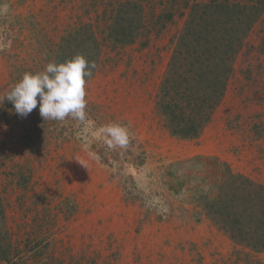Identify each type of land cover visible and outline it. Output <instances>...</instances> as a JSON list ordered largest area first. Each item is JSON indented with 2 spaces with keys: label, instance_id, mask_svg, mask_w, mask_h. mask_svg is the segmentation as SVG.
Wrapping results in <instances>:
<instances>
[{
  "label": "rangeland",
  "instance_id": "obj_1",
  "mask_svg": "<svg viewBox=\"0 0 264 264\" xmlns=\"http://www.w3.org/2000/svg\"><path fill=\"white\" fill-rule=\"evenodd\" d=\"M205 1L0 0V264H264L233 238L223 195L230 174L264 185V10L199 138L173 136L157 107L190 9ZM112 27L138 37L115 44ZM77 54L97 62L85 121H44L39 105L20 118L3 99L25 72ZM110 123L128 130L125 146L108 147ZM253 212L241 223L264 226Z\"/></svg>",
  "mask_w": 264,
  "mask_h": 264
},
{
  "label": "trees",
  "instance_id": "obj_2",
  "mask_svg": "<svg viewBox=\"0 0 264 264\" xmlns=\"http://www.w3.org/2000/svg\"><path fill=\"white\" fill-rule=\"evenodd\" d=\"M263 10V0H207L190 9L158 95V111L173 136L197 139L210 124L225 97L235 58ZM134 34L112 27L108 36L113 43L126 46L136 41L138 34ZM91 39L97 52L100 44L93 32ZM94 53L89 51L88 54ZM239 179L242 177L230 174V182L223 191L224 197L231 200L229 206L236 208L225 222L235 240L262 253L264 226L242 224L241 219H252L253 211H260L264 216V185L245 179L242 188ZM240 200L244 203L238 205ZM211 202L216 215L228 213L223 211L222 202L213 199ZM259 221L264 224L263 219ZM1 258L8 260L7 255Z\"/></svg>",
  "mask_w": 264,
  "mask_h": 264
},
{
  "label": "clouds",
  "instance_id": "obj_3",
  "mask_svg": "<svg viewBox=\"0 0 264 264\" xmlns=\"http://www.w3.org/2000/svg\"><path fill=\"white\" fill-rule=\"evenodd\" d=\"M95 67V62H89L82 54L63 63L49 62L42 71L25 72L3 99L11 102L20 118H27L39 105V115L44 121L62 122L71 117L83 122L87 107L86 77L92 76ZM101 132L109 148L128 143L129 132L120 124L110 123Z\"/></svg>",
  "mask_w": 264,
  "mask_h": 264
}]
</instances>
